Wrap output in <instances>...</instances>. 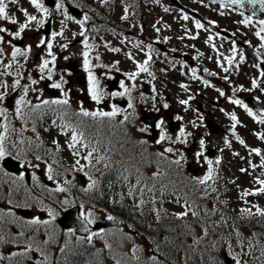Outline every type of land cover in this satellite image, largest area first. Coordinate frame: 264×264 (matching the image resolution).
Listing matches in <instances>:
<instances>
[{
    "label": "flooded vegetation",
    "instance_id": "1",
    "mask_svg": "<svg viewBox=\"0 0 264 264\" xmlns=\"http://www.w3.org/2000/svg\"><path fill=\"white\" fill-rule=\"evenodd\" d=\"M159 1L162 0H113L107 23L109 34L107 38H104L107 43H104L100 38L101 33L98 34V40H92L85 25L80 29V32L83 31L84 35H80L77 42H72V46L75 44L80 46L77 53L68 48L66 39H49L47 42L53 44L52 52L58 53L61 48L62 54L53 53L57 57L55 65L58 64V61L60 64L52 71L51 80L47 79L46 71L43 74H35V79L42 84L43 91L40 93L44 97L40 100L45 98H48L47 100H62L65 98L64 93H67L68 105H50L54 108L56 114L65 116L62 117L63 120L79 115L82 111L111 112L115 107L119 109V113L112 117L113 120L126 121L128 118L132 119L133 116L144 118L150 115L149 110H157V112L153 111L151 113L159 114L156 123L159 137L167 135L168 132L172 136L176 134L179 137L180 130L183 129L185 132L183 139H189L196 132L200 121L196 120L192 123L183 121V123H179L178 118L182 116V112L176 105L180 104V100L185 94L196 95L198 92L209 91L217 93L221 87H228L227 81H230L232 89H236L240 84V78L238 74L236 75L234 67L237 64H234V66L232 64L228 72L227 54L221 47V44L227 42L228 39L222 38V32L215 31L209 24H206V32L217 35L215 40L221 44L213 45V38L202 39L201 37L187 36L190 32H196L199 29L190 26L189 23H186L187 27L181 28L165 26L161 23L163 7L155 5ZM148 3H153V5L149 6ZM16 16L15 13L13 18ZM87 17V27L105 28L106 22H95L98 18L95 14ZM125 17L127 18L125 19ZM0 27L8 29V32L0 33V36L4 37V42L0 43V50H2V55H0V85H7V88L0 87L1 94L5 90L9 91L13 88L12 85L17 79L21 83L22 71L19 64L21 56L17 57L14 63L11 59V53L14 47L20 48L22 51L26 49L18 44L20 38H12L11 34L18 30V25L0 19ZM41 33L42 29L39 30L37 37ZM29 39L32 38H27L28 41ZM38 39L43 38L39 37ZM85 40L92 48L85 49ZM197 41L201 45H197ZM47 42L45 45H40L43 50L47 49ZM230 42L234 46L233 55H243V50L238 47L239 40L233 37ZM65 44L67 48L63 47ZM115 49H119V51H115ZM85 51L89 53L91 72L98 80L100 90L104 93V98L99 104L92 100L88 91V73L83 66V53ZM149 55H151V60L147 65L148 72H140L137 65L148 60ZM233 55L231 54L230 58ZM44 59L51 60V57L44 53L41 61L43 62ZM7 64H12V67L5 69L3 65ZM49 65L53 67V64ZM26 68H29V66L27 65ZM193 69H195V76L193 75ZM29 72L30 70L26 71V76ZM133 73H138L135 77L143 78V80L133 84L132 79L129 78ZM41 74L44 76L43 81ZM61 78L66 82L63 83V92L60 89L51 87L53 83H61ZM116 79L117 81H115ZM109 81L115 82V85L111 88L107 83ZM121 83L124 87H121ZM181 85L184 87H181ZM125 88L129 91L124 95H112L113 93H124ZM7 97L6 94L4 100L0 101V109L5 110V115L0 116V126L6 125L7 131L4 127H0V135L7 137L5 147L10 153L9 157H13L12 149H14V153H18L20 149V117H17L18 115L14 112L13 105ZM137 98L140 100L139 103H134L133 99ZM207 98L209 99V97ZM147 100H153L154 106L145 105ZM129 103L132 107H129ZM199 106L201 107L202 104H199ZM221 106L220 102L213 103L209 99L203 114L205 119L210 118L209 114L213 107ZM175 115L177 117H174ZM222 119L223 114L218 111L215 121ZM173 120L178 121L177 133H170L168 129L169 123ZM216 122H225V120ZM144 127L145 133H139L138 137L146 139L149 137L150 127L145 124ZM114 130L117 131V128H114ZM198 137L201 138V135H198ZM6 174L10 176L9 178L12 177L4 170L2 161H0V175L4 177Z\"/></svg>",
    "mask_w": 264,
    "mask_h": 264
},
{
    "label": "rangeland",
    "instance_id": "2",
    "mask_svg": "<svg viewBox=\"0 0 264 264\" xmlns=\"http://www.w3.org/2000/svg\"><path fill=\"white\" fill-rule=\"evenodd\" d=\"M59 1L61 2V0ZM178 1L183 6L195 11L198 14H203L204 16H207V17H210V14H211L214 18L219 19V20L233 21L237 27L239 26V28L241 29V33H245L246 39L251 40L252 38L251 35L253 32L254 26L248 25V23L244 21L243 19H241L236 12H235L236 15L234 13L228 12L230 14V18H229L228 13H227V17L221 18V15L217 13H214V12L211 13V10L213 9H208V7H206L205 5L199 4L195 0H178ZM41 2L43 3V0H41ZM5 3L7 7H9L8 15L10 17L14 15V12H17V17H19L17 19L19 21V25L27 22L26 17L23 14L24 11H27L29 15L36 16L38 20L44 19L43 14L37 11L30 4L29 0H17L16 3H11V0H5ZM164 5H165V9H164V13L162 14L163 19L161 20L162 21L161 23L167 25L169 22L177 21L179 22L177 27L181 28L182 27L181 22H190L189 19H185L181 15H178L177 13H175L174 10L168 9L167 4H164ZM57 10H58L57 12L54 11V14L57 16V18L55 19L53 23L55 32H60L59 29L61 28L66 29L69 27L70 29L67 30V36H68L67 38H69L70 41L71 39L76 40L78 37L79 28L77 27L75 22L72 20L68 19L69 21L66 22V17L63 15V9H57ZM240 24L242 25V27H240ZM40 28L41 27H39L35 22H33L32 24L29 25L28 29H26L21 34L20 39H23L24 37H27V36L34 37V35L37 34ZM193 35H196V34L194 33ZM31 43L32 44L30 46L33 50L32 51L33 55L31 59L35 60L36 58L35 54L38 53L39 46H38V43L36 42V39L31 40ZM76 47H78V45L74 46V48ZM73 52L77 53V50ZM29 57L30 56H28L27 59ZM246 73H248L249 76L256 77L257 70L255 68L250 69V71L247 70ZM243 80L245 81L244 88L246 90H250L252 88L254 89L253 84L250 82V80L247 77H245V79ZM259 80L264 85V75H262L259 78ZM256 92L258 95V97L256 98H258L261 101L262 105L264 106V88H260ZM27 107H28L27 104L24 105L22 108V111L26 110ZM182 107L183 106L179 105L180 109H182ZM259 118H264V117L260 116ZM187 119L190 120L191 115L188 114ZM240 119L244 121V124L246 127L245 129H250V130L253 129L256 131L257 136H260V137L264 136V124L258 123L256 119H253V120L250 119L249 115L246 116L243 113L240 114ZM193 121L194 119L190 123H192ZM133 128L140 129L139 126H136L135 121L133 124ZM244 130H242L241 132L243 134V138H246L247 136H246V133H244ZM214 142H215V146L217 144H220L219 147H222L221 149H219L221 151V153L219 154H222L227 149H231L229 146L224 147L227 143L217 142V141H214ZM210 146L211 147L209 148H212V149L215 148V146L211 143V141H210ZM243 158L248 160V163L254 162L253 158L250 157L248 154L245 156L242 155V159ZM234 163L238 165V167L233 164H229L228 160L226 159L223 160V165H226L225 168L227 167L234 168L232 171H229V170L224 171V169H222V175H223L222 180H217L216 183H221L224 186V189H219L218 192H216V195L212 196L213 193H212V190H210V187H206V188L204 187L201 193H206L205 195H207L208 198H219L218 201L222 204L224 209H227L231 213L232 216H234L235 218L240 216L239 219H248V223L250 225H254L256 222L255 217H254L255 212H256L255 209L264 208V193H260L258 195L244 196L243 193L245 191L258 192L261 186L260 184L256 186L253 180V176L250 175L251 171L253 170V167L251 166L249 167V165L247 166L246 165L247 163L243 160H241L240 163H238L237 161H234ZM242 169L247 172L242 174ZM257 169H259V171L264 174V167H261V168L257 167ZM230 180L232 182H230ZM205 189H207V191H205ZM71 199L72 198L68 192L66 191H63L60 193L58 192L55 195L54 200H53V202H55L57 205L56 206L48 205L47 207L48 211L51 214L59 215L63 211V208L69 206L72 203ZM65 201H67V203H65ZM246 207L251 210L252 215H247L241 211L242 209H247ZM166 208L171 213H178L180 211V208L175 207L172 204L166 205ZM32 210L34 212V215L31 220L39 219L41 223L38 225H32L29 223L31 220L27 222L21 221V224H20L21 231L16 233L14 237L21 238L22 239L21 242L25 244V247L41 248L42 249L40 253L41 260L48 261L47 264H49L50 260L48 258V255L46 254L47 252H49V250H47L46 248L48 246H56V245H53L52 242L56 240L61 234H59L60 232L58 230H56L55 228H52L50 218H49L50 216H47V214L42 215L40 213V208L38 207ZM83 214L84 216L91 214L89 218L92 220L96 218V219H100L101 222L104 221L103 220L104 217L100 215V213H98L97 209H93L91 207L83 208ZM231 224H232L231 220L223 221L221 215L215 216L213 218V221L209 223L208 229L218 231L219 236L221 237L222 242L219 245L221 249V253L222 251H224V252H227L231 258L233 256L238 257L239 260L241 261V264H262L264 261V233L260 231H255L253 229L249 231L248 233L245 232L244 233L245 235H243V237L238 238V234H235L236 228L232 227ZM260 224L264 228V216ZM112 225H116V223L112 222ZM13 226L15 225H12V227ZM198 230H201L200 226L198 229L194 228L193 233L188 235V238L192 239V243L188 244L185 247L186 253L177 255V262H175V264H189L190 263L192 256L188 254V252L191 251V248L189 247V245L191 247L192 246L194 247L197 244V247H199L198 249H204L206 251L205 252L206 254L208 251L212 252L214 250L212 247L207 246V244L203 243V239L201 238L202 233L199 235ZM15 232L17 231L15 230ZM21 233H23V235H21ZM232 234L234 235L233 237H231ZM68 238L69 240L74 241V239L69 234L64 238V242H66ZM213 239L215 240L214 236H213ZM6 241H7L6 236H3V238H1L0 240V242H6ZM211 241H212V238L210 239V242ZM89 242L94 243V239L89 240ZM2 245H3V251L5 253L9 249V247L4 243H2ZM57 245H60V244H57ZM55 250L57 251V248H55ZM34 251H38V250H34ZM32 256L33 254H31V257ZM214 256H216V254H214ZM220 259H221L220 263L216 261V263L214 264H225L223 258L221 257ZM7 262H8V258L5 259L4 264H7ZM233 263L235 264L234 260H233ZM8 264H11V263L9 262Z\"/></svg>",
    "mask_w": 264,
    "mask_h": 264
},
{
    "label": "snow or ice",
    "instance_id": "3",
    "mask_svg": "<svg viewBox=\"0 0 264 264\" xmlns=\"http://www.w3.org/2000/svg\"><path fill=\"white\" fill-rule=\"evenodd\" d=\"M16 2H17V0H11V3H16ZM29 2L37 11H39L40 13L43 14L44 19L38 20L36 16L29 15L27 13V11H24L23 14L26 17V21L27 22L20 24L18 30L15 33L11 34L13 39L21 38V34L26 29H28L29 25L32 24L33 22H35L39 27H43L45 25V22L47 20L48 15H49L48 8L45 7V5L41 2V0H29ZM104 2L106 3L107 0H104ZM237 2H238V0H232V3H237ZM248 2L249 3H256L257 0H248ZM258 2L260 4H264V0H258ZM6 8H7V5L5 3V0H0V19H3V20H5V21H7V22H9L11 24H16L17 23L16 19L12 18V17H10L8 15V13L6 11ZM56 8L57 9H63L64 8L63 0H61V2L56 5ZM64 14H65L66 19H69V20L72 19L71 16L67 15L66 11H65ZM126 18L127 17H125V19ZM184 18L187 19L186 16ZM87 19H88V17L85 16L84 17V21H86ZM84 21H77L80 24L81 28H83ZM261 24H264V20L261 21ZM196 27L200 28V27H202V25L199 24V22H197ZM5 32H8V29L0 27V33H5ZM261 32H264V28H261ZM80 35L83 36L84 32L81 31ZM256 35L260 36V39L262 41H264V36H261L260 32H258ZM57 36L63 37L64 36L63 30H61L60 32L53 31L51 33L52 40H55ZM3 42H4V37L0 36V43H3ZM45 43H46V41L44 39H41L38 46L45 45ZM46 46H47V49H48L47 55L49 57H51V60L44 59L43 62L39 65V71L42 74L45 73V71H46L47 72V79L51 80L52 79V68L49 67V64H53L54 65L55 61H56V57L52 53L53 44L51 42H47ZM63 47L67 48V45L65 44V45H63ZM84 47H85V49L89 48V45H88L86 40L84 42ZM262 47H264V44H262ZM30 51H31V48H28L25 51H22L20 48L14 47L13 51L11 53V59L15 63L16 60H17V57H20V56L26 57L28 52H30ZM115 51H119V49H115ZM0 55H2V50H0ZM83 56H84V65H83L84 66V70L88 73V85H89L88 91H89V94L91 95L92 100H94L97 104H99V103H101V101L104 98V93L100 90L99 82H98L96 77L91 72V64H90V60H89L88 51H85L83 53ZM97 59H99V57H97ZM150 60H151V55H149L148 60H145V62L143 64L137 65V67L139 68L140 72H148L147 65H148ZM228 63L231 64L232 61L229 60ZM3 67L5 69H8V68L12 67V64L3 65ZM225 70H227V69H225ZM136 75H138V73H133L129 78L130 79H134ZM149 75H151V73H149ZM193 75L195 76V69H193ZM262 75H264V73H262ZM43 78H44V76L42 75L41 79H43ZM61 81H62L61 83H53L51 85V87H53L55 89H60L63 92V83H66V82L63 81V78H61ZM36 83H37L36 80H31V84L34 85ZM205 83H207V82H205ZM255 86H256V84H255V81H254L253 82V87H255ZM0 87L7 88V85L3 84V85H0ZM12 87L13 88L20 87V80L17 79L15 81V83L12 85ZM121 87H124L123 83H121ZM181 87H184V86L181 85ZM128 91L129 90L127 88H125L124 89V93H113L112 95L113 96L124 95ZM28 93H29V88L28 87H23V95H21L20 98L15 101L17 115H22L23 114L22 113V108H23L24 105L31 104L30 101H26V99H25V97L28 95ZM6 94L7 93L0 94V101L4 100ZM220 94L224 95L223 92H221ZM64 95H65V98L62 99V100L61 99L43 100L42 101V105H45V106H47V105H68L69 101H68V98H67V93H64ZM231 102L233 104H237V105L243 106L245 108V111H247L249 116H252L253 119H256L258 123L264 124V118L257 119L256 115L250 109H248L246 105H243L242 101H240V100H232ZM181 103L182 104H186L187 101L182 100ZM40 107H41V104H36L33 107V110L34 111L38 110ZM129 107H132L131 103H129ZM165 107H167V105H165ZM118 113H119V109L113 107V110L111 112H105V111H98V112L82 111L81 115H83L85 117L91 116L93 118H96V117H101V118L109 117V118H112V117H115ZM3 115H5V110L4 109H0V116H3ZM260 115H261V117H264V111H262ZM125 119H127V117H125ZM231 119L233 121H236L237 118H236L235 115H232ZM161 123H163V122H161ZM0 127H4L5 131H7V126L6 125H2ZM158 127H159V125H158ZM184 136H185V132H184L183 129H181L180 130V136L177 138L176 142L185 143V140L183 139ZM82 137H83V133L82 132L77 134L76 130L73 129V134L71 136L72 143H71L70 146L75 148L76 145L81 142V138ZM261 138H264V136H261ZM6 139H7V137L5 135H0V161H3L6 158V156L10 155V153L7 151V149L5 147ZM160 139L164 140V139H166V137L164 135H161ZM240 142L243 143V141H240ZM200 145H201V148H203V146H204V140L203 139H201ZM13 147H15V145H13ZM85 147H87V145H85ZM95 150L96 149H93L92 151L88 152V154L85 157V159H89L92 156V152L95 151ZM165 151L171 153L173 151V149L172 148H167V149H165ZM252 151H254L256 153V155H260L259 149H253ZM202 155H203V152L198 153V156H202ZM37 159H39V157H37ZM181 159H183V157H181ZM77 163H79V161H77ZM174 163L176 165H180L181 161L180 160H176V161H174ZM207 163L209 165L208 175L204 179H200V180L197 181V183H199L200 185L207 184V182L213 178L212 161L209 160V161H207ZM216 163L218 164L219 161L217 160ZM261 167H264V164H261ZM48 171H49V177L48 178L49 179H53V176L51 175V173H52L51 167H49ZM242 171H244V170L242 169ZM21 179H23V177H21ZM257 183L261 185V187H260L258 192L245 191L243 193V195L244 196H248V195H258L260 193H264V180H258ZM151 190L152 189H149V191H151ZM212 190L215 191V189H212ZM57 191L63 192V191H65V189L64 188H58ZM205 191H207V189H205ZM161 192H163V188L161 189ZM153 202L155 203V201H153ZM65 203H67V201H65ZM141 203H143V201ZM191 207L192 206L190 204L185 202V210L183 212L179 213V214H176V218L180 219V220H183L185 217H187L189 215ZM253 207H255V206H253ZM241 211L243 213L247 214V215H252V212H251L250 209H242ZM49 214L51 215V213H49ZM197 214L198 213L196 211H191V215L192 216H196ZM257 214H259L261 216H264V210H261V209L257 208ZM9 215H11V214H9ZM90 215L91 214L83 216V221H84L83 231H85V232L89 231V227L88 226L93 223V220L89 218ZM108 219H112V217L109 216ZM29 223L32 224V225H38V224L41 223V221L39 219H33ZM204 232H205V236H206L207 235V229H205ZM21 235H23V233H21ZM88 239L91 240V236H89ZM213 247H216V245H213ZM21 255H23V253H21ZM232 259L235 261V264H241V261L239 260L238 257L233 256Z\"/></svg>",
    "mask_w": 264,
    "mask_h": 264
},
{
    "label": "water",
    "instance_id": "4",
    "mask_svg": "<svg viewBox=\"0 0 264 264\" xmlns=\"http://www.w3.org/2000/svg\"><path fill=\"white\" fill-rule=\"evenodd\" d=\"M221 1L225 3V5L236 6L239 9H241L243 12H250L252 16H257L252 12L253 10H255V7L251 3H249L248 0H238L237 3H232V0H221ZM258 17H260V15H258ZM78 212H79L78 208H75L69 211L67 215L62 220L59 221L61 226H63L64 228H73L76 231V233H78L79 235H84V236L90 234L91 232L95 230H98L101 227L100 225L93 227V228L88 226L89 231L88 232L83 231L84 221L79 218ZM227 263L230 264L229 259H227Z\"/></svg>",
    "mask_w": 264,
    "mask_h": 264
},
{
    "label": "trees",
    "instance_id": "5",
    "mask_svg": "<svg viewBox=\"0 0 264 264\" xmlns=\"http://www.w3.org/2000/svg\"><path fill=\"white\" fill-rule=\"evenodd\" d=\"M124 156H125V150L123 149V150H121L119 152L118 160L120 161L121 159L124 158ZM171 221L172 220H168V223L170 222V226L165 227L164 230H163L164 236L167 237V238H169L171 240V243H172L171 245L179 246L181 243H178V240H180V239L176 235V232H175L176 231V227L172 225V222Z\"/></svg>",
    "mask_w": 264,
    "mask_h": 264
},
{
    "label": "bare ground",
    "instance_id": "6",
    "mask_svg": "<svg viewBox=\"0 0 264 264\" xmlns=\"http://www.w3.org/2000/svg\"><path fill=\"white\" fill-rule=\"evenodd\" d=\"M125 150V153H127V152H129L130 151V148H129V145H124L119 151H117V158H118V156H119V152L121 151V150ZM84 198H87V196L86 195H84ZM98 202H101V203H109V202H112V198H108V199H106V200H97Z\"/></svg>",
    "mask_w": 264,
    "mask_h": 264
}]
</instances>
